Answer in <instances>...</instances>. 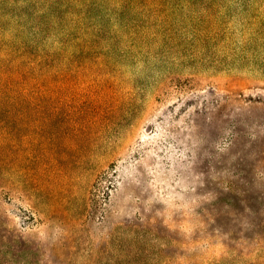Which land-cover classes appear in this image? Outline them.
Returning a JSON list of instances; mask_svg holds the SVG:
<instances>
[{"label": "rangeland", "instance_id": "obj_1", "mask_svg": "<svg viewBox=\"0 0 264 264\" xmlns=\"http://www.w3.org/2000/svg\"><path fill=\"white\" fill-rule=\"evenodd\" d=\"M0 264H264V0H0Z\"/></svg>", "mask_w": 264, "mask_h": 264}]
</instances>
